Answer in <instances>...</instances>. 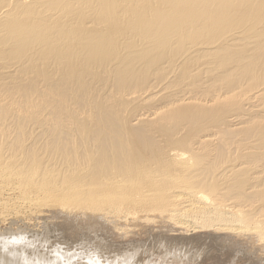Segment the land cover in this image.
<instances>
[{
    "label": "bare ground",
    "instance_id": "6f19581e",
    "mask_svg": "<svg viewBox=\"0 0 264 264\" xmlns=\"http://www.w3.org/2000/svg\"><path fill=\"white\" fill-rule=\"evenodd\" d=\"M42 206L264 249V0H0V218ZM12 225L0 264H184L145 241L195 239L102 255Z\"/></svg>",
    "mask_w": 264,
    "mask_h": 264
},
{
    "label": "rangeland",
    "instance_id": "374dc122",
    "mask_svg": "<svg viewBox=\"0 0 264 264\" xmlns=\"http://www.w3.org/2000/svg\"><path fill=\"white\" fill-rule=\"evenodd\" d=\"M3 195H5L4 197H8L6 193H4ZM24 209L27 208L25 207ZM40 209L45 211L44 212L45 214L41 217L34 216L33 218L27 217L28 218L27 219V218H22L23 217L22 215L21 216L19 215V217L13 215V213H11L12 216L9 214L10 217L9 216L5 217L7 219H3L2 217V220L0 218V228L10 227L12 225V221L15 220L13 221L15 223L13 224L14 226L25 225L26 227L25 230H27L28 232L30 231L29 233L28 232L26 233L29 234L27 235L28 237L35 236V239L36 238L38 239L40 237L41 239L39 238L37 242H39V245L40 246L42 245V247L50 249L59 246L60 248L62 247L61 248L62 250L65 249L69 251L75 250L76 252L77 251L79 252L81 250H97L99 252H102V255L108 251H112L115 249H122V247L131 246L133 244V241L131 240H138V239L145 240L148 235H156V234L166 235V236L182 235L183 237H187V238L195 237V239L186 242L184 241L176 242L173 240L171 242L168 241L169 243H166L164 241H158L155 239L153 241H150L149 238L145 242H153V243L147 248V250H150L149 253L157 254L163 251L162 245H167L173 248L171 250V253L169 254L170 257L174 259L176 258L175 256H173L174 252L176 253L177 259L179 261H182L183 258L188 257L187 261L184 264H264V249L261 248L259 239L254 236H250L252 234L249 231L247 232L246 236H242V237L237 236L234 233L232 234L230 233L228 237L225 235L226 233L214 232L213 230H208L205 228L202 229V231L201 229H199V231H195V232L193 230L188 232H178L173 222H168V221L164 222V220H160L161 218H159V216H155L153 212L150 213L146 212L141 214V216L144 217V219L134 218V220L133 219L127 220V221L130 220L131 222L120 221L118 223L120 227L128 229V231L126 230L128 233L125 234L123 231H117V230L114 231V229H112L113 225L110 226L107 223L105 224L102 223L103 225H101V223L98 222V220H95L93 217L90 216L92 219L86 218L84 217V215L76 216L77 218L73 221V224H71V226L70 225L63 226L64 224L62 225L60 223L62 222L60 218L63 217L62 216L63 214H60L61 217L58 216L56 218L53 213L48 212L49 210L53 209L51 206L50 207L42 206L40 207ZM42 217L44 219H42ZM135 219H137V221H135ZM155 219L158 221H156ZM99 221L102 222L103 220H99ZM138 221L140 222V225ZM59 224H60L59 226L60 228H57ZM147 227L149 230L147 229ZM239 237H240L239 240L241 242L238 240ZM233 239L239 241L240 243L234 242L235 240L233 241Z\"/></svg>",
    "mask_w": 264,
    "mask_h": 264
}]
</instances>
